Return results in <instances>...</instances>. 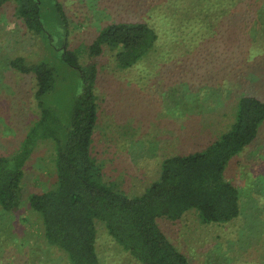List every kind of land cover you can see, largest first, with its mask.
Listing matches in <instances>:
<instances>
[{"label": "rangeland", "instance_id": "rangeland-1", "mask_svg": "<svg viewBox=\"0 0 264 264\" xmlns=\"http://www.w3.org/2000/svg\"><path fill=\"white\" fill-rule=\"evenodd\" d=\"M56 1L68 18V51L81 66L96 69L91 156L105 180L128 197L158 179L164 159L204 151L226 133L241 97L264 101V0ZM50 6L43 20L57 47L62 32L54 29L57 14ZM120 22L144 23L158 37L153 50L125 69L115 61L119 48L106 45L100 56L89 54L100 32ZM49 44L26 31L13 2L0 8V157L17 154L40 118L34 75L14 71L10 60L45 62L57 70V87L45 105L68 122L67 103L79 91L80 78ZM54 152L50 138H37L22 168L20 206L0 209V264H68L46 242L40 216L28 203L31 194L56 186ZM225 179L239 191L235 220L205 225L192 210L177 221L160 219L158 226L189 264H264V123L230 160ZM96 251L100 264H139L99 223Z\"/></svg>", "mask_w": 264, "mask_h": 264}, {"label": "trees", "instance_id": "trees-1", "mask_svg": "<svg viewBox=\"0 0 264 264\" xmlns=\"http://www.w3.org/2000/svg\"><path fill=\"white\" fill-rule=\"evenodd\" d=\"M9 2L15 4L16 15L26 31L50 41L61 63L74 70L80 81L79 91L68 100V122L64 124L56 118L57 109L45 105L46 96L57 87V70L45 62L26 64L21 57L8 62L14 71L34 75L33 98L40 118L26 134L17 154L0 157V209L10 212L20 206L22 168L31 147L37 138H50L55 143L56 186L31 194L28 203L40 216L46 242L62 251L68 264H100L96 251L98 223L139 264H189L157 221H177L192 210L205 225L226 224L239 216V191L225 179V171L230 160L257 137L264 123V101L250 95L241 97L226 133L204 151L164 159L158 179L141 195L128 197L105 180L91 156L97 121L96 69L91 64L81 66L76 55L68 51V18L62 5L56 0H0V8ZM48 3L57 14V28L52 27L58 34L62 32L63 41L57 47L44 25ZM157 39L155 31L144 23H113L100 32L89 54L93 58L100 56L106 45L119 48L116 64L130 68L154 48Z\"/></svg>", "mask_w": 264, "mask_h": 264}]
</instances>
